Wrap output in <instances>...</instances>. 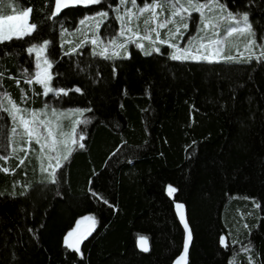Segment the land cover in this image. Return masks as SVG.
<instances>
[{
    "label": "trees",
    "instance_id": "1",
    "mask_svg": "<svg viewBox=\"0 0 264 264\" xmlns=\"http://www.w3.org/2000/svg\"><path fill=\"white\" fill-rule=\"evenodd\" d=\"M215 1L247 14L253 39L264 38V0ZM117 3L70 6L57 17L54 0L0 7V16L31 8L28 23L38 26L0 42V100L7 95L20 111L42 104L27 49L47 41V58L57 61L52 87L66 93L58 106L84 110L79 120L87 121L77 124L55 183L22 177L17 163L0 169L1 186L18 183L15 194L0 193V264H172L183 240L174 203L191 233L185 264H264V55L230 51L210 62L173 60L166 46L145 55L128 44L127 58L93 54L88 44L63 49L62 30L102 10L109 15L99 39H112L118 23L109 4ZM11 126L0 107V157L9 156ZM238 200L255 208L236 209ZM88 216L91 233L77 252L67 249L64 237ZM142 237L146 252L136 245Z\"/></svg>",
    "mask_w": 264,
    "mask_h": 264
},
{
    "label": "rangeland",
    "instance_id": "2",
    "mask_svg": "<svg viewBox=\"0 0 264 264\" xmlns=\"http://www.w3.org/2000/svg\"><path fill=\"white\" fill-rule=\"evenodd\" d=\"M152 2H156V0H153ZM193 2L205 3L208 5V7L202 10L204 16L201 17V14L199 12L192 11V14H195L196 17H189L187 21L189 23V29L187 31L181 29V32L183 33V39H181L180 36H176L175 38L169 40V44L179 43L180 48L183 49L185 47H188L189 45L187 42L193 37H195L192 43V55L199 57L214 53L216 49L220 50L219 56H214L211 62L223 59V54L228 53L230 51L235 54H250L254 52H264V38L260 39L259 41L255 40V44H252L251 41L254 39L252 35H249L247 30L244 33L235 32L231 36L227 34L226 30L230 27H243V25H238L235 21L228 20V12L217 1L206 0L202 2H197L193 0ZM173 3H176V0H169V4L165 5L163 8L158 7L156 9L158 19L156 21H153L152 23H149L148 25H145V19L150 16V13H144L143 15L139 16L138 19H132L130 27H132L138 35L127 33L126 36H132V39L134 41H136L137 43H142L144 45V49L142 50L141 48H137L140 49L144 54L145 50H150L152 47H157L160 49L161 46H166L168 47L169 54L171 56L173 49L169 46V44L160 43L156 39V32L152 31V29L156 27L157 23L172 18L169 5ZM179 4L187 6L188 0H179ZM118 6L119 5L117 3L115 7ZM124 7H130V4L125 5ZM121 11H123V9H121ZM112 13L115 17L116 13L115 11H113V9ZM183 14L186 15V13ZM10 15H19V13L13 12ZM94 15L95 14L87 16ZM234 16H237L239 18V16H242V14ZM203 18H207V22L209 24L207 28H205L204 23L201 22ZM175 19L178 20L179 17H175ZM79 21L74 30L69 32L62 30L61 41L63 49L65 48L66 50H71L75 44H88L95 51V53L100 56L116 58L113 57V53L116 51L120 52V56H125V50L118 49L110 45L109 40H100L102 41L101 43L93 45L91 41L96 35L95 28L93 27L96 21L89 20L86 22L85 25H80ZM117 23L118 30L113 38L119 35L120 22L117 21ZM216 24H218V27L214 28L213 25ZM26 26H30V24L28 23V19L26 22ZM174 28L175 25L169 23L166 27L157 29L160 33V39H169V33L170 31H174ZM77 29H79V31H77ZM145 35L150 36L151 39H139V37H144ZM13 38L16 37L13 36ZM125 39L126 37L120 38V40ZM214 41H218V43H211ZM210 43V47H201V44L207 46ZM128 44H132L136 47L135 43ZM41 45L42 43L36 46L39 47ZM105 46L108 47V52L101 55L100 53L103 52ZM153 52L158 53L155 51ZM31 56L34 62V77L32 81L40 87L41 96L44 98V101L41 105L33 107L32 103H34V100H31L30 107H25L23 108L24 111H20V109L14 105V103L8 98L7 95L2 94V98L0 100V107L2 108V110H5L7 114L9 113L12 126L9 135V156L0 157V161L2 163L0 164V169L2 172L8 173L9 165L17 163L22 177H38L39 179H41L40 181H45L46 177L48 179H52L53 172L55 173V171L59 169V167H57V159H59V164L61 166L62 162L65 160V156L68 157L71 152V149L75 145V132H73V129H76V121H78L81 116L80 112L84 113V110L78 108H62L58 106V97L64 95L65 92L62 90H54L51 84V80L49 86L53 89V91L49 92L47 96L44 95V86L36 82V72L42 71L43 69H37L36 67L37 54L34 52L31 54ZM45 58H47L46 50L40 53L41 62ZM187 60L208 61L203 59ZM49 74L52 78L50 70ZM54 100H56V102H54ZM77 110L80 111L78 112ZM33 113L36 114L35 119L33 118ZM49 129L53 132V136L51 137L48 135ZM29 131H31V135H29ZM53 141H55V143H53ZM17 185L18 183H11L10 188H5L0 185V193L15 194V186ZM167 194L171 197V194H169L168 189ZM238 202L240 204L236 205V209L248 207L252 210L255 208V204L251 200H238ZM226 214L227 213L222 214L223 222H225ZM250 215L252 216V214ZM83 219L79 220L75 224L74 228L70 231L71 233H73L72 236L68 235L70 233L69 232L64 237V243H70L71 245H75V247H71V249L76 252V248H78L81 241L85 239H78L76 237V228L78 225L81 224L80 222ZM83 224L86 225L88 229H93L94 225L91 221H85ZM222 238L224 240V237H221L220 243ZM224 243L221 244L224 245Z\"/></svg>",
    "mask_w": 264,
    "mask_h": 264
},
{
    "label": "snow or ice",
    "instance_id": "3",
    "mask_svg": "<svg viewBox=\"0 0 264 264\" xmlns=\"http://www.w3.org/2000/svg\"><path fill=\"white\" fill-rule=\"evenodd\" d=\"M18 3V0H16ZM55 2V12L51 13L52 17L59 16V13L70 6H89V5H96L102 3V0H54ZM130 4V7L125 8V5ZM169 4V0H156V2H152V0H145L143 3V6L138 5L137 0H118V7H113L111 4H109V8H112L113 11H115L116 16L115 19L120 22V28H119V35L115 38L109 40V44L118 48V49H124L125 50V56L124 58H127V44L128 43H135L136 47L144 49V45L142 43H137L132 39V36H126L127 33H132L133 35H138L132 27H130L131 21L133 18L138 19L139 16L143 15L144 13H150V16L145 19V25H148L149 23H152L153 21H156L158 19L156 9L163 8L165 5ZM4 6V0H0V7ZM170 11H171V17L170 19H167L163 22L157 23L156 27L152 29V31L156 32V39L162 43V44H169V40L175 38L176 36H180L181 39H183V33L181 32V29H184L187 31L189 29V23L187 22L189 17L192 14V11L199 12L201 14V17L204 16L203 9L208 7L205 3H194L193 0H188L187 6L183 4H179V0H176V3H173L169 5ZM123 9V11H121ZM135 10V11H133ZM32 12L31 8H28L26 11H20L19 15H7V16H0V42H3L5 40H11L13 36L16 38H23L24 36L31 35L34 30L37 29V25L35 23H32L30 26H26L27 19L29 17V14ZM183 13H186L183 14ZM109 13L108 11H99L94 16H85L82 18L79 23L80 25H85L87 21L89 20H95L96 23L93 25L96 31V35L92 39L91 43L93 45H96L98 43H101L98 33L100 26L105 22L107 19ZM175 17H179V19H175ZM227 19L230 21H235L238 25L242 24L243 27H230L227 29V34L231 36L235 32L244 33L246 30L248 31L249 35H254V33L251 32V24L249 23V17L247 14H243L242 16H234L231 12H228ZM202 23H204V27L207 28L209 26L207 22V18H203ZM169 23L175 25L174 31H170L169 33V39L161 40L160 39V33L157 29L166 27ZM213 27H218V24L213 25ZM79 31V29H77ZM121 37H126L125 40H120ZM139 39H151L150 36L145 35L144 37H139ZM195 37L190 39L188 43V47H185L183 49L180 48L179 43L169 44V46L173 49V52L171 54V59L173 60H187V59H203L208 60L211 62V60L215 57L219 56V49H216L214 53H210L209 55H203V56H194L191 54L192 52V43ZM211 43H218V41H214ZM211 43L209 45H203L201 44V47H210ZM252 44H255V40L251 41ZM49 47V42L44 41L41 46L37 47L35 45L28 47L27 52L29 55L32 53L37 54V69H43L42 71L36 72V82L40 83L44 86V95L47 96L49 92H52L53 89L49 86L51 76L49 74V70L52 68L53 63L57 62L55 58L53 57L52 60H49L48 58H45L42 60L40 59V53L44 52ZM159 52L160 49L157 47H152L150 50H145V55H151L152 52ZM199 51V50H197ZM108 52V47L105 46L103 49V52L100 53L103 55L104 53ZM67 54V53H66ZM95 53V51L93 52ZM262 55H264V52H262ZM120 52L116 51L113 53V57H119ZM110 58V57H105ZM228 60L234 59L232 56L227 57ZM31 82V81H29ZM76 91H79L77 88ZM66 94V93H65ZM78 112L80 110H77ZM81 115H83L82 112H80ZM35 113H33V118L35 119ZM43 123V122H42ZM77 124L84 123L86 124L87 121H76ZM73 132H75V129H73ZM29 135H31V131H29ZM48 135L51 137L53 136V132L49 129ZM79 140L83 141L87 133L85 131H81L79 134ZM55 143V141H53ZM80 148L84 147V144L81 143ZM65 159H67V156H65ZM57 167H60L59 159H57ZM53 179L52 182H56L55 173L52 174ZM176 189L174 187L169 186L168 192L169 194L174 193ZM177 207H182V205H177ZM259 207V205H257ZM182 222L184 223V227L187 230L188 224L184 222L183 217H181ZM85 221H91L93 224L95 223L94 218L91 216L85 217L80 223L83 224ZM79 227V225L77 226ZM91 228H89L87 231H85L81 237V239L86 238L87 235L91 233ZM69 236H72L73 233H69ZM189 238H190V232H189ZM221 243H224L223 238L221 239ZM141 244H146V240L142 237L141 238ZM70 247H75V245H69ZM188 244L187 242L184 245L185 251H187ZM78 251L79 249L76 248ZM143 250L147 251V247H144ZM248 251L247 249L245 250ZM232 264H236L235 259H233ZM249 264H254V261L251 259L249 260Z\"/></svg>",
    "mask_w": 264,
    "mask_h": 264
},
{
    "label": "water",
    "instance_id": "4",
    "mask_svg": "<svg viewBox=\"0 0 264 264\" xmlns=\"http://www.w3.org/2000/svg\"><path fill=\"white\" fill-rule=\"evenodd\" d=\"M53 12H55V6L53 9ZM177 205H182V204L181 203H174L173 204V211H174V215L177 219V222H178V224H179V226L183 232V240H182V247H181L180 254L178 255V257L175 259V261L172 264H185V261H186V258H187V255H188V252L190 249V244H191V233H190V238H189L190 229L188 227V229L186 230L184 227V223L181 220V217H183L184 222L187 223L185 208L183 205H182V207H177ZM87 230H88V228L86 225L80 224L79 227L76 228V237L78 239H81L83 233ZM186 242L188 244L187 251H185V248H184V245ZM65 245H66L67 249L71 250V247L69 246L70 243H66ZM136 245H137V248L139 251L146 252L145 250H143V248L147 247V243L142 245L141 239H140Z\"/></svg>",
    "mask_w": 264,
    "mask_h": 264
},
{
    "label": "crops",
    "instance_id": "5",
    "mask_svg": "<svg viewBox=\"0 0 264 264\" xmlns=\"http://www.w3.org/2000/svg\"><path fill=\"white\" fill-rule=\"evenodd\" d=\"M5 111V110H4ZM8 115H9V113H8ZM10 117V116H9Z\"/></svg>",
    "mask_w": 264,
    "mask_h": 264
}]
</instances>
